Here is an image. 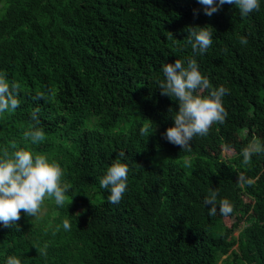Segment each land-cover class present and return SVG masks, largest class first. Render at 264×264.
I'll use <instances>...</instances> for the list:
<instances>
[{"label":"trees","instance_id":"obj_1","mask_svg":"<svg viewBox=\"0 0 264 264\" xmlns=\"http://www.w3.org/2000/svg\"><path fill=\"white\" fill-rule=\"evenodd\" d=\"M204 25L212 44L194 55L187 28ZM190 57L228 89L227 116L185 152L162 137L178 104L156 81L163 63ZM0 72L20 85L18 108L0 116V148L47 155L68 188L52 222L21 211L19 230L0 227V264H264V153L248 165L241 156L248 136L264 144V3L241 17L228 4L207 16L198 0H0ZM36 109L46 139L34 145L23 133ZM223 146L238 151L224 158ZM119 152L127 189L110 204L99 181ZM240 173L253 183H237ZM211 190L229 217L251 202L238 237L200 212ZM64 219L70 231L57 230Z\"/></svg>","mask_w":264,"mask_h":264},{"label":"clouds","instance_id":"obj_2","mask_svg":"<svg viewBox=\"0 0 264 264\" xmlns=\"http://www.w3.org/2000/svg\"><path fill=\"white\" fill-rule=\"evenodd\" d=\"M198 3L207 16L228 4L238 9L241 17H246L258 11L264 0H198ZM187 32L188 43L194 55L205 53L211 46L212 32L205 25L190 26ZM173 41L175 42L174 37ZM240 43L247 44V40L241 38ZM161 72L163 79L156 81L160 94L178 104V110L169 117L173 124L166 128L162 137L167 142L179 146L181 150L191 152L193 137L206 136L213 124L224 122L227 113L223 106V97L228 94V89L222 85L213 87L209 79L199 71L196 60L191 57L186 61L176 59L174 63H163ZM19 87L17 82H10L7 76L0 72V116L15 112L18 108ZM204 90H207V94L201 95ZM38 111L36 109L30 114L33 123L23 133V138L34 145L46 139L45 132L40 127ZM12 147L15 150L0 148V227H17L19 230L16 222L20 219L21 211L27 217L37 216L45 197L53 199L58 207H63L68 188L62 185L63 171L54 160L45 154L16 148L14 144ZM259 153H264V144L257 143L243 148L242 164L248 165L251 157ZM125 155V152H119L99 181L100 188L109 193L110 204H118L127 189L129 169L127 163L123 162ZM237 183L251 185L253 181L240 173ZM217 197L218 192L211 190L204 198L203 203L209 209V215H215L217 211L223 216L231 214L233 207L230 202L227 199L217 202ZM60 227L67 232L70 231L71 224L68 219H64L61 225L57 226V230ZM4 264H21V260L10 255L4 260Z\"/></svg>","mask_w":264,"mask_h":264},{"label":"rangeland","instance_id":"obj_3","mask_svg":"<svg viewBox=\"0 0 264 264\" xmlns=\"http://www.w3.org/2000/svg\"><path fill=\"white\" fill-rule=\"evenodd\" d=\"M213 128V125L210 127ZM241 136V137H240ZM248 133L247 130H242L240 132V135L236 136V139L241 141L244 137H247ZM258 135L253 134L252 136H248V139H246L250 145H255L258 143ZM238 149L234 148L233 146H223L219 149L218 153L224 157L228 158L231 157L234 153H236ZM163 156V153L159 152L154 160V164H157ZM243 206L241 211H239L236 215L233 217L229 216H222L218 211L216 215L222 219L225 225L228 227L236 226L235 236L238 237L241 230L246 227L251 221L249 218V215L251 214L252 204L249 200L243 198ZM56 204L53 199L45 197L43 203L41 204L40 211L37 216L33 217V222L35 225L44 224L48 220L52 222V220L57 215L56 211ZM83 212V211H82ZM201 213L208 214L209 209L201 210Z\"/></svg>","mask_w":264,"mask_h":264}]
</instances>
